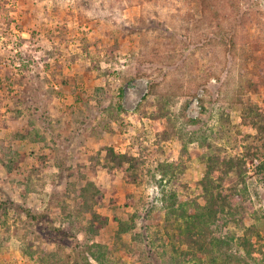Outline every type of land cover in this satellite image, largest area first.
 Segmentation results:
<instances>
[{
	"label": "rangeland",
	"instance_id": "1",
	"mask_svg": "<svg viewBox=\"0 0 264 264\" xmlns=\"http://www.w3.org/2000/svg\"><path fill=\"white\" fill-rule=\"evenodd\" d=\"M0 264H264V0H0Z\"/></svg>",
	"mask_w": 264,
	"mask_h": 264
}]
</instances>
